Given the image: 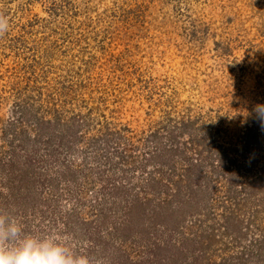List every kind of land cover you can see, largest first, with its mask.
Masks as SVG:
<instances>
[{"label":"rangeland","instance_id":"1","mask_svg":"<svg viewBox=\"0 0 264 264\" xmlns=\"http://www.w3.org/2000/svg\"><path fill=\"white\" fill-rule=\"evenodd\" d=\"M0 14L9 21L0 35V211L26 232L66 234L101 264H264V128L254 112L264 104V0H0ZM37 119L43 129L55 119L80 129L64 139L76 142L59 148V163L42 165L35 200L18 203L26 190L2 183L18 135L32 137ZM106 181L152 210L120 242L116 219L98 212L114 214L123 203L112 196L127 195ZM74 207L68 233L62 218Z\"/></svg>","mask_w":264,"mask_h":264},{"label":"trees","instance_id":"2","mask_svg":"<svg viewBox=\"0 0 264 264\" xmlns=\"http://www.w3.org/2000/svg\"><path fill=\"white\" fill-rule=\"evenodd\" d=\"M23 112V111H20ZM71 119V118H70ZM83 119V117H82ZM39 120L37 119L35 128L32 129V131L34 132V134L31 136L25 134V131H23L22 133H20L18 136H23V138L21 137L20 141L17 143L18 147L17 149H14L11 151V155H9L8 157V171H12L16 174L15 177L11 176L8 177V184L6 183H2L3 184V189H9L10 186H12V188H14L16 185H19L18 187H15V189L18 192H22L23 190H26L25 195H20L19 198L17 199L18 203H24L26 199H28V203L32 202L33 200H35V193L37 191V188L40 187L41 185L45 186V180H43V176H45L44 172L45 170H43L42 165L43 164H57L59 163V159L61 156V151H60V147L61 146H65L66 143L70 144V146L72 147L73 144H75L76 140L72 141H67L65 142V138H67L68 135H73L74 133L77 132V130H74V133L72 131H70L71 129H68L67 125H63L61 124V122H59L57 119H55V121L58 122V124H55V126H51L50 128H42L41 125L38 122ZM83 127V126H82ZM89 127V126H87ZM27 135V136H26ZM17 136V135H15ZM14 136V137H15ZM28 137V138H27ZM16 138V137H15ZM27 138V139H26ZM23 139V140H22ZM56 142V143H55ZM77 142H79L77 140ZM13 141L10 142L9 144L12 145ZM15 144V143H14ZM28 144L33 147V149H29L28 151L26 150V146H29ZM55 144H57L59 147H55ZM26 148V149H25ZM43 149V151L46 153L48 159L47 160H42L40 157L41 155L39 154L38 151H41ZM60 152V153H59ZM25 153H28L27 155ZM25 154V155H23ZM121 158H123L122 156H120ZM83 158H86V156H84ZM88 159V158H86ZM88 162H86L85 164H87ZM177 166V163L175 164ZM63 167H66V164L63 162L62 163ZM3 168V167H2ZM1 168V169H2ZM34 171V173H33ZM22 173V177H18L16 179V177L18 176V174ZM43 176H39V174ZM41 177V178H40ZM85 177V176H84ZM88 181H89V176H86ZM92 178V177H91ZM16 181V182H15ZM155 179L152 175H150L147 179V184L150 183H154ZM15 182V183H13ZM47 184L49 185V182H47ZM108 184L112 187V186H117L116 188V193H122L123 195H127V201L123 200L121 197L118 196H112V199L114 200V203L116 202V200L118 201V203H123V206L119 209V208H115L114 210V214H110V215H104L101 210L100 212H98L100 218L104 217L105 219L108 218V216H111L113 218L116 219L114 225H116L118 227L121 226V232H123L118 238L117 242H120L121 238L123 240H126L127 238L130 237V234H132L133 229H132V225H134V223H137L136 219L139 216L140 220H143V216L147 215V213L152 212V210H148L147 207L149 206V203H141L139 199H130L129 196V188L128 190L125 188L124 184H119V182H114V183H109V181L105 182V185L108 186ZM5 185V187H4ZM58 185H59V181L57 179H55V181L53 182V184L50 186L52 189H58ZM26 187V188H24ZM114 187H112V190H114ZM11 188V193L13 194ZM105 191V188H102ZM133 189V188H132ZM68 196L70 197L69 200H72L74 196H77L78 191L73 189V185H71L70 187L67 188ZM118 192V193H117ZM113 193V192H112ZM104 195V194H103ZM102 195V196H103ZM6 201V196H4L3 194H1L0 192V201ZM58 200H60V197H55L53 198L54 203H56ZM26 203V202H25ZM112 203V204H114ZM150 208V207H149ZM76 208L74 207L72 210L69 211V213H66L64 215V218H62V225L65 227L66 232H75V228L78 226V222H79V216L75 214ZM154 211V209H153ZM44 214V213H43ZM122 216V222L119 221L120 219H118V216ZM44 219V217H43ZM84 227H83V232L86 229V234L89 235V230L91 229V227L87 224V223H81ZM88 225V226H87ZM115 226V228H117ZM95 227L98 229L100 228L99 226L95 225ZM154 228V226H152ZM150 229H152L150 227ZM117 231V230H115ZM119 232V231H118ZM117 232V233H118ZM124 234V236H123ZM123 236V237H122ZM92 237V236H91ZM222 249L227 248V245H223ZM257 247V246H256ZM226 250V249H225ZM160 253H162L161 250H158ZM257 251V250H256ZM259 252V253H258ZM157 252L154 250L152 252H150V256L148 257L150 260L152 259L153 256L157 255ZM257 253L259 254V258L257 261L263 262V253L261 254L260 251H257ZM245 256V254H243ZM233 258L231 257H221V260L219 263L213 262L212 264H243L241 263V261L243 260V256L240 257H236L235 260H233ZM207 264H210L207 262Z\"/></svg>","mask_w":264,"mask_h":264},{"label":"clouds","instance_id":"3","mask_svg":"<svg viewBox=\"0 0 264 264\" xmlns=\"http://www.w3.org/2000/svg\"><path fill=\"white\" fill-rule=\"evenodd\" d=\"M8 29V18L0 14V35ZM254 112L264 128V104H257ZM0 264H101V259L74 250L66 234L26 232L14 215L0 211Z\"/></svg>","mask_w":264,"mask_h":264}]
</instances>
